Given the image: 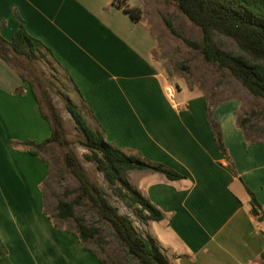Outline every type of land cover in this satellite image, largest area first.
Returning <instances> with one entry per match:
<instances>
[{"label":"crops","instance_id":"crops-1","mask_svg":"<svg viewBox=\"0 0 264 264\" xmlns=\"http://www.w3.org/2000/svg\"><path fill=\"white\" fill-rule=\"evenodd\" d=\"M117 2L0 0V34L10 42L22 23L78 87L79 107L93 129L127 156L183 176L171 181L146 170L125 174L163 212L162 221L144 225L173 264H264V221L254 215L248 193L264 212V141L246 138L235 106L220 112L222 106H210L200 91L186 85L183 94L173 85L154 59L157 40L149 25L132 20L124 9L130 4ZM208 110L228 158L218 148ZM50 133L33 92L0 58V211L26 209L6 197L7 171L34 182L39 173L36 188L45 205L50 166L28 151ZM28 195L34 199L35 191ZM48 217L37 225L42 236L54 238ZM12 224L20 232L19 219Z\"/></svg>","mask_w":264,"mask_h":264},{"label":"rangeland","instance_id":"rangeland-1","mask_svg":"<svg viewBox=\"0 0 264 264\" xmlns=\"http://www.w3.org/2000/svg\"><path fill=\"white\" fill-rule=\"evenodd\" d=\"M127 3L140 5L141 19H144L147 26L149 25L157 40L154 59L169 81L173 85L176 83L180 85L183 94H186V85L192 90L200 91L210 106L218 104L222 106V108L219 105L216 106V109L221 108L220 112L230 110L235 106L238 124L243 128L246 138L249 141H264V100L252 96L228 70L220 69L207 62L198 50L188 46L182 38L171 33L165 20L169 21L176 32L186 40L196 44L202 42L201 30L178 10L175 3L169 0H127L125 5ZM214 40L223 51L235 56L241 55L232 39L215 33ZM38 56L39 59L32 64L31 70L25 59L13 56L18 72L25 78L24 84L28 88L31 84L38 97L41 96L40 87L46 89L53 106L61 117L66 138L72 145L70 148L75 151L91 182L98 186L107 199L118 208L120 215L128 216L142 235L151 237L144 223L112 193L95 164L85 160L84 155L88 151L80 145L83 136L65 108L68 100L79 107L78 96L67 74L53 62L45 50L41 49ZM30 71L33 73L31 74ZM42 109L46 113L44 104ZM66 150L57 145H49L39 152L50 166V175L42 188L45 205H41V195L36 188L39 173H36L34 182L29 176L28 178H24L21 174L14 176L13 172L10 174L7 171L5 178L9 184L5 186L6 197L19 199L21 203L17 205H24L26 208L22 212L19 210H12L13 212L10 213L0 211V216L4 214L11 221L5 225L0 217V238L3 242L5 241L3 245L8 262L10 264H102L100 263L102 261L103 264H138L136 259L127 255L116 239L113 229L101 221L87 205L76 206V215L83 217L88 226H96L100 229V237L85 244L86 249H89L87 251L72 236L77 235L75 222L56 217L58 200L73 199L79 186L78 181L65 169L63 157ZM8 167L12 169L11 165ZM28 172L30 171L27 170V174ZM34 191L35 198L31 199L28 194ZM43 215L51 218L48 217L50 228L57 232L54 238L41 235V228L37 224L45 217ZM17 219H19L20 232L17 226L12 224ZM27 229L31 231L26 232ZM153 229L156 233L155 225ZM155 243L169 264H173L172 255L162 249L156 240Z\"/></svg>","mask_w":264,"mask_h":264},{"label":"trees","instance_id":"trees-1","mask_svg":"<svg viewBox=\"0 0 264 264\" xmlns=\"http://www.w3.org/2000/svg\"><path fill=\"white\" fill-rule=\"evenodd\" d=\"M118 5L123 7L120 0ZM175 3L178 10L202 32L201 44L192 43L180 36L172 24L165 20L171 33L180 37L184 42L198 50L203 58L220 69L228 70L248 92L264 100V0H169ZM126 2V0H123ZM120 3V4H119ZM135 22L141 21L139 4H130L124 8ZM218 33L232 39L241 52L240 56L223 51L214 40ZM44 49L41 42L33 38L21 23L10 42L0 34V58L18 72L13 56L23 58L29 70L39 59V52ZM46 54L53 58L50 50ZM13 55V56H12ZM55 63L56 60L54 59ZM58 64V63H57ZM19 73V72H18ZM32 74L33 72L30 71ZM20 74V73H19ZM23 82L25 78L20 74ZM69 77V76H68ZM75 93L81 96L78 87L69 77ZM33 91V86L29 84ZM41 89V98L34 91V97L42 110L44 118L49 122L50 137L40 144H26L31 148L28 152L39 156L40 150H45L49 145H57L67 149L64 153L65 169L78 181L76 196L71 200L59 199L56 206V217L61 220H73L77 230V239L86 249L85 244L100 237V229L88 226L83 217L75 213L76 206L87 205L114 231L115 237L123 246L128 256L138 261V264H169L167 258L158 249L155 239L145 237L134 226L132 220L126 215H120L115 207L104 195L102 190L91 182L79 161L75 151L70 147L71 142L66 138L61 117L53 106L51 98L44 87ZM46 107V113L42 105ZM65 108L71 119L80 130L83 140L80 145L88 151L84 155L86 161L95 164L96 169L103 175L112 193L120 199L126 208L146 224L149 221L160 222L164 214L153 203L142 196L126 180L125 174L131 171H150L161 173L168 180H180L183 176L177 172L164 169L162 166H151L140 159H135L124 154L121 150L106 141L104 133L93 129L82 110L71 100L66 101ZM207 120L211 126L218 148L227 157L223 138L218 125L207 113ZM228 158V157H227ZM250 205L254 215L259 221H264V212L257 202L254 194L248 190ZM50 218V217H49ZM51 219V218H50ZM103 264V262L101 261ZM0 264H10L6 257L5 247L0 241Z\"/></svg>","mask_w":264,"mask_h":264},{"label":"built area","instance_id":"built-area-1","mask_svg":"<svg viewBox=\"0 0 264 264\" xmlns=\"http://www.w3.org/2000/svg\"><path fill=\"white\" fill-rule=\"evenodd\" d=\"M166 92H167L169 95H171V96L173 95V94H172V90H171L170 88H167V89H166Z\"/></svg>","mask_w":264,"mask_h":264}]
</instances>
